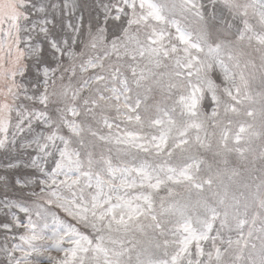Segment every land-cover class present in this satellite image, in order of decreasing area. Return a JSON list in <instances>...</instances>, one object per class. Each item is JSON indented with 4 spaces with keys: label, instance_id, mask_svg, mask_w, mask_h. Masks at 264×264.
<instances>
[{
    "label": "snow or ice",
    "instance_id": "obj_1",
    "mask_svg": "<svg viewBox=\"0 0 264 264\" xmlns=\"http://www.w3.org/2000/svg\"><path fill=\"white\" fill-rule=\"evenodd\" d=\"M0 264H264V0H0Z\"/></svg>",
    "mask_w": 264,
    "mask_h": 264
}]
</instances>
